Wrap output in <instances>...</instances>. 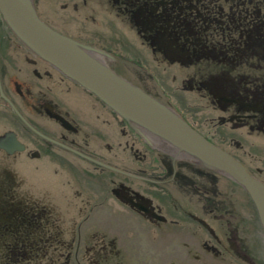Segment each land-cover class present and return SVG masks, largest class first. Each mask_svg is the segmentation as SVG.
Returning a JSON list of instances; mask_svg holds the SVG:
<instances>
[{
    "label": "flooded vegetation",
    "instance_id": "flooded-vegetation-1",
    "mask_svg": "<svg viewBox=\"0 0 264 264\" xmlns=\"http://www.w3.org/2000/svg\"><path fill=\"white\" fill-rule=\"evenodd\" d=\"M39 16L113 55L133 83L264 183V0H39ZM0 135L24 145L4 155L69 178L58 201L0 177L9 187L0 202L12 207L0 215V264H264L238 213L224 210L222 178L235 182L151 150L29 51L1 14Z\"/></svg>",
    "mask_w": 264,
    "mask_h": 264
},
{
    "label": "water",
    "instance_id": "water-1",
    "mask_svg": "<svg viewBox=\"0 0 264 264\" xmlns=\"http://www.w3.org/2000/svg\"><path fill=\"white\" fill-rule=\"evenodd\" d=\"M0 14L29 51L94 94L159 153H177L191 163L228 177L248 195L264 238V183L227 151L194 130L169 103L135 83L116 58L57 31L39 16V0H0ZM29 125V124H28ZM31 127V126H30ZM34 131L37 132L33 127ZM7 154L24 149L15 135H0ZM89 159L105 167L112 166Z\"/></svg>",
    "mask_w": 264,
    "mask_h": 264
},
{
    "label": "rangeland",
    "instance_id": "rangeland-1",
    "mask_svg": "<svg viewBox=\"0 0 264 264\" xmlns=\"http://www.w3.org/2000/svg\"><path fill=\"white\" fill-rule=\"evenodd\" d=\"M115 141H117L116 137ZM0 169V177L16 183L19 186V193L27 189L30 193L40 196V192L46 191L50 195L56 196L58 201L63 200L59 196L64 195L62 187L68 184L67 181L69 178L64 175L54 174L41 162L29 161L24 155L20 154L7 156L0 152ZM77 180L80 181V178L77 177ZM220 189L222 191L223 201L226 203L224 204V210L231 211V209H234L238 213L237 217L239 222H242L241 225L244 232L245 229H248L255 259L258 262L264 261V238L256 216V211L248 195L239 186L225 182L224 178H222ZM59 190H62V192H59ZM66 201H69V199H66ZM71 201L75 202L73 199ZM246 213H254L252 220L251 215H248L249 220L244 219ZM78 221L85 223L82 220ZM94 223L101 224L97 220ZM82 227L86 230V223ZM222 262L219 264H244L236 260Z\"/></svg>",
    "mask_w": 264,
    "mask_h": 264
},
{
    "label": "trees",
    "instance_id": "trees-1",
    "mask_svg": "<svg viewBox=\"0 0 264 264\" xmlns=\"http://www.w3.org/2000/svg\"><path fill=\"white\" fill-rule=\"evenodd\" d=\"M8 188L9 187H7V186H5V187H0V194H1V196H0V198L2 199V200H4V199H6V194L5 193H3V192H8ZM0 205H1V208H0V215L3 213V212H5V211H11V205H9L8 203H6V201H3V202H0ZM2 221H4V220H2ZM7 256H8V252L7 253H5Z\"/></svg>",
    "mask_w": 264,
    "mask_h": 264
}]
</instances>
